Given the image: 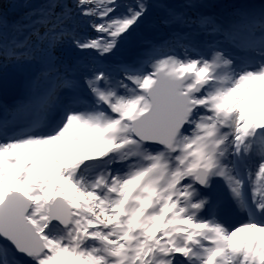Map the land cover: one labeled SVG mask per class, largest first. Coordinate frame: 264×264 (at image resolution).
Listing matches in <instances>:
<instances>
[{"label": "snow or ice", "instance_id": "6c2138e0", "mask_svg": "<svg viewBox=\"0 0 264 264\" xmlns=\"http://www.w3.org/2000/svg\"><path fill=\"white\" fill-rule=\"evenodd\" d=\"M17 2L0 264H264V0Z\"/></svg>", "mask_w": 264, "mask_h": 264}, {"label": "rangeland", "instance_id": "374dc122", "mask_svg": "<svg viewBox=\"0 0 264 264\" xmlns=\"http://www.w3.org/2000/svg\"><path fill=\"white\" fill-rule=\"evenodd\" d=\"M15 4H21L22 5L23 9H21L22 12L20 13V16L18 18V19H20L24 15L25 12L29 11V6L25 5L23 3V0H19V2H17V3H5L3 10L9 9V8H11V6H13ZM38 6H39L38 2H34L31 5V7H38ZM3 71H4V73L7 76L9 81H12L13 79H15V78H12V79L9 78L13 73H16V75H18V70L12 66L7 67Z\"/></svg>", "mask_w": 264, "mask_h": 264}, {"label": "trees", "instance_id": "16d2710c", "mask_svg": "<svg viewBox=\"0 0 264 264\" xmlns=\"http://www.w3.org/2000/svg\"><path fill=\"white\" fill-rule=\"evenodd\" d=\"M21 9H23L21 4H15L7 10H3V12L9 21H15L18 20L20 13L22 12Z\"/></svg>", "mask_w": 264, "mask_h": 264}, {"label": "water", "instance_id": "95a60500", "mask_svg": "<svg viewBox=\"0 0 264 264\" xmlns=\"http://www.w3.org/2000/svg\"><path fill=\"white\" fill-rule=\"evenodd\" d=\"M10 79H12L13 77H9Z\"/></svg>", "mask_w": 264, "mask_h": 264}]
</instances>
